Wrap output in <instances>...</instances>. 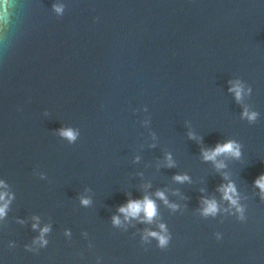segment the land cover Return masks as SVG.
Wrapping results in <instances>:
<instances>
[{
    "label": "water",
    "instance_id": "1",
    "mask_svg": "<svg viewBox=\"0 0 264 264\" xmlns=\"http://www.w3.org/2000/svg\"><path fill=\"white\" fill-rule=\"evenodd\" d=\"M54 2L65 4L62 18ZM6 7L0 180L15 198L0 222L4 264H95L97 256L103 264H264V201L252 187L264 173L262 0H7ZM236 79L252 88L240 103L228 91ZM245 106L259 113L254 124L241 119ZM62 128L80 129L75 145L58 136ZM230 139L243 146L240 160L220 158L227 167L219 171L202 160V148ZM228 181L247 198L244 224L197 211L202 196L227 206L217 188ZM157 191L179 207L165 206ZM145 195L158 205L153 223L114 227L113 216L124 223L117 209ZM33 217L38 229L52 226L39 255L24 251L38 235ZM160 223L172 233L169 248L141 246L140 234Z\"/></svg>",
    "mask_w": 264,
    "mask_h": 264
},
{
    "label": "clouds",
    "instance_id": "2",
    "mask_svg": "<svg viewBox=\"0 0 264 264\" xmlns=\"http://www.w3.org/2000/svg\"><path fill=\"white\" fill-rule=\"evenodd\" d=\"M264 2V0H262ZM7 0H0V47L7 48L10 40V34L12 30V22L9 19V15L6 7ZM51 11L56 14V17L62 18L66 11V6L63 3L54 2L51 5ZM230 87L228 91L234 94L235 100L240 103L244 97L248 96L252 92L251 87L245 86L241 80H230L228 81ZM145 112L148 111L147 107L143 109ZM47 114V111H45ZM259 117V113L250 112L249 109L245 106L241 113V119L247 120L249 124H254ZM58 136L60 138H66L68 145H75L80 139L81 132L77 128L73 130L72 128H62L58 131ZM190 139L194 138L191 134ZM242 144L237 140H227L223 143L217 142L214 148H202L201 149V158L206 163H211L219 171L225 169L227 164L224 160H240L243 156L242 153ZM166 159L169 161L168 167H174V164L171 162V155H167ZM138 160V158H137ZM44 176L41 175V179ZM222 180H226V176H222ZM173 180L177 183L190 182V178L187 175H175ZM252 187L258 189L254 193L255 197H258L260 201H264V173L257 176L253 182ZM217 191L221 194L220 201L225 202L227 206L222 207L221 203L215 198H205L201 197L199 208L197 211L199 215L205 219L211 218L216 219L217 217L225 218H234L237 222L244 224L248 220L247 210L248 204L244 203L243 200L247 198L241 197V194L233 181H228L227 183H221L217 188ZM157 199L162 201L165 206L176 210L179 206L174 203H170L166 198L163 191H157L155 193ZM14 195L11 192L9 185L4 181L0 180V222L5 221L8 217L10 210V205L14 200ZM89 200H82L84 206L89 205ZM119 214H122L124 217V223L121 222L119 216H113L112 222L114 227L122 228L127 232L126 225L130 223L131 220H136L139 223L152 224L154 218L158 215V205L154 199L150 196L145 195L143 199L132 200L129 199L126 204L120 206L117 209ZM36 223L32 224V230L37 231L38 235L33 237L29 243L24 245V251L31 253L32 255H39L41 250L46 249L49 246V236L52 233V226L50 224L45 225L43 228L38 229L39 219L33 217ZM17 223L23 224L24 221L18 220ZM223 222V219L220 220ZM6 224H3L0 227H4ZM82 235L85 237V240H88V233L83 232ZM64 236L69 237L68 241L72 239V233L70 230H65ZM215 240L217 242L223 239V234L221 232L214 233ZM155 242V247L160 250H166L169 248V245L172 241V233L167 228L164 223H160L155 230L145 229L143 233L140 234L139 242L141 246L151 245ZM17 247L16 242L9 240L7 243V249L13 250ZM93 247L92 243H88V248ZM0 264H4V260L0 257ZM95 264H103V258L100 256L96 257Z\"/></svg>",
    "mask_w": 264,
    "mask_h": 264
}]
</instances>
